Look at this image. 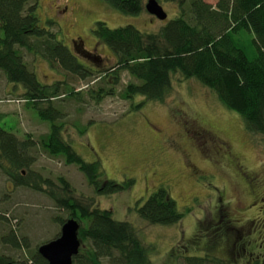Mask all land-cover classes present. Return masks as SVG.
I'll return each instance as SVG.
<instances>
[{"label": "rangeland", "instance_id": "374dc122", "mask_svg": "<svg viewBox=\"0 0 264 264\" xmlns=\"http://www.w3.org/2000/svg\"><path fill=\"white\" fill-rule=\"evenodd\" d=\"M160 4L168 14L166 21L146 11L123 14L104 0L38 1L41 26L55 33L94 74L86 81H75L40 55L20 48L28 70L41 84L54 86L66 80L71 85H62L58 97L51 98L52 106L63 113L57 123L63 126V140L86 162L100 161L104 178L135 183L127 191L98 194L76 165L50 157L39 145L30 153L31 169L52 180L60 197L73 195L91 209L109 210L114 219L130 223L152 264H184V257L206 255L226 264H264V136L248 132L242 117L196 79L182 81L174 76L173 90L163 103L146 102L139 110H131L132 102L121 96L128 83L137 82L128 72L121 73L116 86L106 82L116 57L95 37L96 23L103 21L110 28L133 25L141 32L156 33L180 14L177 3L160 0ZM80 38L85 49L100 56V63L92 64L76 51ZM70 88L83 94L81 101L69 96ZM102 88H114V94L95 103L90 91ZM25 93L24 86L9 82L0 70L2 127L21 140L30 135L37 143L50 132V123L27 104ZM142 101L137 97L134 103ZM205 129L219 138L214 141L202 132ZM7 170L11 165L0 150V257L31 260L39 246L60 235L58 220L66 221L70 213L50 198L49 187L41 192L18 186ZM61 177L72 195L63 191ZM161 187L169 189L185 214L176 225H150L137 212ZM10 233L23 243L26 240L28 247L4 244L2 239Z\"/></svg>", "mask_w": 264, "mask_h": 264}, {"label": "trees", "instance_id": "16d2710c", "mask_svg": "<svg viewBox=\"0 0 264 264\" xmlns=\"http://www.w3.org/2000/svg\"><path fill=\"white\" fill-rule=\"evenodd\" d=\"M38 1L0 0V70L9 82L25 87L27 104L43 121L50 123V132L37 144L30 135L21 140L12 131L5 130L2 127L5 116L0 114L1 156L11 165L6 174L21 187L41 192L44 186L49 187L50 198L70 213L69 219L81 223L79 237L86 248L74 258L75 264H152L148 249L130 223L114 219L109 210L91 209L90 205L79 202L63 177L58 181L63 191L72 196L60 197L52 180L42 178L31 169L34 160L30 153L39 145L50 157L64 158L67 165H76L98 194L127 191L135 183L133 179L118 183L104 178L100 161L86 162L63 140V126L57 124L63 113L52 106L51 98L58 97L62 85H71L66 80L54 86L41 84L36 74L28 70L20 48L40 55L75 81H86L94 74L55 33L41 26ZM104 1L126 15L137 16L146 11L145 0ZM165 1L177 3L180 14L156 33L141 32L133 25L110 28L103 21L96 23L95 37L116 57V64L108 71L112 74L105 76L107 84L118 85L121 73L128 72L137 82L128 83L121 96L132 102L131 110H139L146 102L163 103L173 90L174 76L179 75L182 81L196 79L224 107L242 117L248 132L264 136V0H218L216 6L204 0ZM113 94L114 88L90 91L95 103ZM82 95L73 88L69 90V96L76 101H81ZM137 97L144 101L135 105ZM43 103L47 107H42ZM137 212L154 226L176 225L185 216L165 187L153 193ZM66 221L58 220L62 226ZM2 242L14 249L29 245L14 233ZM10 262L49 264L38 249L31 260L0 257V264ZM184 264L226 263L206 255L184 257Z\"/></svg>", "mask_w": 264, "mask_h": 264}, {"label": "water", "instance_id": "95a60500", "mask_svg": "<svg viewBox=\"0 0 264 264\" xmlns=\"http://www.w3.org/2000/svg\"><path fill=\"white\" fill-rule=\"evenodd\" d=\"M159 1L148 0L145 9L158 20L166 21L168 14ZM80 229L81 224L78 220L68 219L63 224L58 238L39 246V254L49 264H75L74 258L79 255L81 249L86 248L79 237ZM8 264L16 263L10 262Z\"/></svg>", "mask_w": 264, "mask_h": 264}, {"label": "flooded vegetation", "instance_id": "af4514ba", "mask_svg": "<svg viewBox=\"0 0 264 264\" xmlns=\"http://www.w3.org/2000/svg\"><path fill=\"white\" fill-rule=\"evenodd\" d=\"M80 42H81V44H80V46H78V45H76V51L81 55V56H84V57H86L87 59H88V61L90 62V63H92L93 64V61L94 60H96V61H98L99 63L101 62V58H100V56L97 54V55H94L93 53H92V51H89V50H87V49H85V47H84V41L83 40H81V38H80ZM92 60V61H91ZM96 66H98V65H96ZM202 132H205L206 134H208L211 138H214V141L217 139V138H219V136L217 135V134H215L212 130H207V129H205V130H202ZM200 134V133H199ZM201 135V134H200ZM205 135V134H204ZM202 136V135H201ZM223 144H226L225 142H223ZM229 153V155L232 157V154H233V150L232 151H229L228 152ZM235 160V159H234ZM233 160V161H234ZM240 168V167H239ZM239 234V233H238ZM216 244H218V243H216ZM254 252V251H253Z\"/></svg>", "mask_w": 264, "mask_h": 264}]
</instances>
